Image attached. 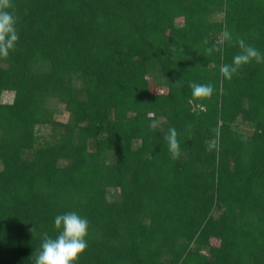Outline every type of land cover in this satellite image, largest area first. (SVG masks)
Masks as SVG:
<instances>
[{"label": "trees", "instance_id": "obj_1", "mask_svg": "<svg viewBox=\"0 0 264 264\" xmlns=\"http://www.w3.org/2000/svg\"><path fill=\"white\" fill-rule=\"evenodd\" d=\"M13 3L20 38L0 59V264H34L40 233L55 237L54 217L70 211L89 220L78 264H264V64L227 80L220 67L239 46L206 52L226 25L264 53V0ZM189 82L212 84L211 98Z\"/></svg>", "mask_w": 264, "mask_h": 264}, {"label": "clouds", "instance_id": "obj_2", "mask_svg": "<svg viewBox=\"0 0 264 264\" xmlns=\"http://www.w3.org/2000/svg\"><path fill=\"white\" fill-rule=\"evenodd\" d=\"M18 17L15 14L13 0H0V59H7L10 54L17 50L19 42V31L17 28ZM208 44L207 38L203 41ZM236 44L240 51L234 55L231 63H225L220 67L221 75L231 80L234 75H239L244 65L255 61L257 64H264V53H261L253 45L247 44L243 38H235L225 25L216 44L206 48L211 55L213 52L223 53L225 44ZM192 95L198 98H211L214 87L212 84H199L189 82ZM149 128L155 131L161 128L160 120L152 118ZM187 129L191 134L192 125L188 124ZM215 131V129H214ZM179 133L175 127H169L164 134L168 151L173 160L181 157ZM206 150L213 152L218 150V138L206 141ZM54 226L58 230L55 237L49 236L47 232L40 233L41 245L34 254V264H78L80 256L88 247L89 220L76 211L58 214L54 217ZM32 233L35 231L33 228Z\"/></svg>", "mask_w": 264, "mask_h": 264}, {"label": "rangeland", "instance_id": "obj_3", "mask_svg": "<svg viewBox=\"0 0 264 264\" xmlns=\"http://www.w3.org/2000/svg\"><path fill=\"white\" fill-rule=\"evenodd\" d=\"M220 15H217L219 18ZM1 99L3 101H9L11 99V94L9 92H4ZM50 108L52 109L53 112V119L58 120V121H65L67 119V111L63 109V104L59 103L55 99H51L49 102ZM44 131V130H43ZM91 149L92 147L89 146ZM212 244H215V240H211Z\"/></svg>", "mask_w": 264, "mask_h": 264}]
</instances>
